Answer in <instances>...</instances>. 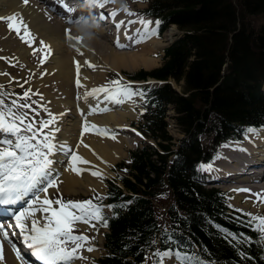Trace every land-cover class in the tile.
<instances>
[{
  "label": "trees",
  "instance_id": "trees-1",
  "mask_svg": "<svg viewBox=\"0 0 264 264\" xmlns=\"http://www.w3.org/2000/svg\"><path fill=\"white\" fill-rule=\"evenodd\" d=\"M148 12L159 16L165 26L174 24L183 34L165 49L159 68L135 75L172 79L181 85L182 94L168 84L150 92L144 115L147 128L154 138L162 140L159 146L169 153L171 137L166 131L162 102L170 104L179 130L189 134L192 142L177 153L168 168L167 153L136 150L127 169L135 182L121 177V183L127 190L142 191L150 197L163 189V175L167 173L175 204L169 209L172 239L163 247L188 253L194 258L193 264L202 259L216 264H264L260 242H233L218 229L222 225L235 234L243 233L248 238L250 234L239 224L225 220L222 199L215 190L202 189L194 181L192 170L202 157L196 135L207 124L219 140L237 136L242 125L264 124L260 92L264 85V26L254 31L249 24V17L264 15V0H150ZM226 58L230 72L217 85ZM109 189L110 202L116 207L114 216L108 218L109 233L105 234L111 256L103 264H133L132 259L147 248L154 232L152 208L137 199L131 206H123V212L121 201L126 196L115 185L110 184ZM193 245L198 253L192 250Z\"/></svg>",
  "mask_w": 264,
  "mask_h": 264
},
{
  "label": "snow or ice",
  "instance_id": "snow-or-ice-1",
  "mask_svg": "<svg viewBox=\"0 0 264 264\" xmlns=\"http://www.w3.org/2000/svg\"><path fill=\"white\" fill-rule=\"evenodd\" d=\"M116 0H89L91 7L104 10L110 3H115ZM27 4L28 0H24ZM66 11H73L67 4L61 3ZM119 11H123L127 16H136L137 14L130 11L126 4H122L121 9H112L105 15L101 11L98 19H112L115 24L117 33L124 29L126 39L132 40L135 43H141L145 39L158 34L160 21H146L144 19L128 20L127 23L121 20L116 22V16ZM7 23L10 31H13L16 36L32 48L34 37L32 36L27 25L23 22L22 17L17 15L7 18H0ZM70 23L73 21H69ZM140 24L141 27L136 29L133 36L128 35V28L132 24ZM66 38L69 41H81L80 37H73L69 30H66ZM41 49L33 48L32 54L35 56L37 51L44 53L40 64L43 65L50 54V46L40 42ZM116 47L124 48L119 42V36L116 39ZM79 52V48H77ZM0 59L11 60L6 57ZM76 66L77 79L75 81L77 88H83L79 78L80 65L74 62ZM85 64L95 70V66L90 62L85 61ZM15 66V65H12ZM0 75H10L8 73H0ZM44 74L42 73L41 76ZM15 78H12L9 83ZM28 81L25 80L24 83ZM19 83V82H17ZM21 88L24 84H19ZM143 96L144 93L134 91L130 85L124 84L121 80L109 81L103 86L85 90L80 98L87 100L93 98L100 101L111 102L112 104L121 105L126 100L132 99L133 96ZM33 96H39L43 100L42 94L32 92L26 89L23 94L9 92L4 85H0V214H11V219L14 223H9L7 228L3 222H0V259H2V249L5 242L10 244L17 259H21V253L13 242L12 237H16L20 243L30 250L32 256L35 257L39 264H75L77 260L86 259L81 255V252H88L96 249L91 246V239L88 235L80 233L77 229L78 224H84L92 229H96L97 225L101 227L108 226V217L105 216V208L109 210L115 209V205H103L104 197L96 195L95 197L85 201H64L61 197L51 199L48 197V189L57 187V177L54 165L58 163L54 157L58 153L70 156L71 170L79 173L80 169L76 164H87L88 161L80 157L66 144H58L56 142L55 133L60 129L55 127L57 116L51 113L48 108L33 100ZM37 105V107H33ZM47 113V119H37L40 116V110ZM108 108H101L99 104L90 109V113L107 112ZM47 129V131H45ZM94 132L98 135H110L108 129H99L96 125L89 124L85 119L81 136L87 132ZM245 136L248 134H257L254 128L244 130ZM115 139V136H112ZM82 143V140H81ZM229 147V145H224ZM244 151V149H239ZM217 158H220L217 156ZM211 165H201V170L210 169ZM92 175L100 177L102 174L93 172ZM239 192H250V189H239ZM256 197L254 203L264 204V194L252 193ZM16 205H21L19 208H14ZM55 205V206H54ZM126 206V205H122ZM242 212L241 209H236ZM247 220L240 221L245 226L250 227L264 241V216H256L251 213H243ZM11 232V235L9 234ZM79 233V234H78ZM226 238H230L233 242L237 240L240 243L250 242V238L245 234H232L225 230ZM171 237L165 235L162 242L168 244ZM155 244L156 241L150 242ZM245 259L247 255L242 253ZM175 260V264H193V257L188 253L180 250H174L172 247H167L164 250L156 248L150 255L145 256L144 264H165L166 261Z\"/></svg>",
  "mask_w": 264,
  "mask_h": 264
},
{
  "label": "bare ground",
  "instance_id": "bare-ground-1",
  "mask_svg": "<svg viewBox=\"0 0 264 264\" xmlns=\"http://www.w3.org/2000/svg\"><path fill=\"white\" fill-rule=\"evenodd\" d=\"M52 1V0H51ZM44 5L43 7H38L36 3ZM59 2L64 3V0H59ZM69 4V2L67 3ZM111 7L108 9V12L112 9H121L120 5L115 3H110ZM127 5V4H126ZM83 6H80L76 9L75 12H71V15H69L67 18L63 19V16L65 15L63 11L57 10V8H53L51 6V3L48 0H28V3L25 4L24 0H0V18H7L9 16L17 15L18 17H22L23 22L27 25L28 29L30 30L32 36L34 37V43L32 47L37 46L38 48H41L40 42L43 41L45 45H53L54 48H51V51L53 52V56L49 55L46 62L50 63V67H43V69L39 68H30L31 70L35 71L34 73V80L32 87L36 89L35 91L39 92L43 96V102L46 100L48 101L49 105L54 106H63V112L61 110V113H58V123L59 127L61 129V132H57V136L60 139L58 144H66L71 149L72 144L70 143V136L72 135L73 131H75V127H77L78 122H74L72 127L68 128L64 123L67 124V117L70 120L71 114L67 112V108L69 105H72L71 103L72 97L71 95L76 93V87L73 84L74 80L77 79V72H76V66L74 62H78L80 65V73L79 78L81 83L84 85L82 88V92L85 90L91 89L88 84L91 85L90 80L91 78L87 75V73L84 71L86 67H88L85 63L80 62L79 60L75 59L74 50H77L79 48L80 54H83V57H85V61L90 62L92 65L95 66V70L92 68V76L95 75V79H101V77L104 76L105 71L107 69H118L120 67H137V66H143L145 68L150 67L155 64L154 59L150 56V54L157 49L162 48L165 44H163L160 40L157 39H145L141 43H135L132 40H128L125 37L124 29L121 28L119 31V42L122 44V41L124 42L122 45H126L124 48H118L116 47V41H109L108 43H103L102 39H106V37H103L105 35H108L111 33V27L107 30V25L105 24L102 28L105 30V35L102 34V29L100 31H94L95 35L94 38L91 41H85L82 40L77 43L76 40L69 41L66 38V31L65 29L70 31L71 36L73 37H80V34L76 31L75 27H69V25H66L68 27H65L62 25L64 24H77V25H86L88 28L87 21H84V18H89L88 15H82L80 21L77 19V13L83 12L84 10L81 9ZM45 9V10H43ZM107 10V8H106ZM132 10V9H131ZM52 12L51 15L56 14V17H58L61 21H57L53 16H50L49 14ZM135 12V11H134ZM124 12H119V14L116 16V21H121V14L123 15ZM87 20V19H86ZM127 23L128 20H133V18H126L122 19ZM73 21V22H69ZM136 27L131 25V28H128V35L133 36L136 33V29L141 27L140 24L136 23ZM63 27H65L63 29ZM80 29V31L87 36L89 32L93 31H86L80 26H76ZM92 28V27H89ZM88 28V29H89ZM116 29V28H115ZM62 30V32H60ZM57 34V35H56ZM117 35V36H118ZM101 38V39H99ZM102 41H99V40ZM59 41H62L63 43H66L67 45H61ZM148 41V42H147ZM147 42V43H144ZM113 44V45H110ZM25 43L21 42V40L16 36V34L13 31H10L7 27V23L3 20H0V57H11L13 61L19 62H28L29 60V50L25 47ZM114 46L113 49L112 47ZM90 49V52L96 55V61H92L90 59V55L88 53ZM122 49V50H119ZM51 52V53H52ZM76 52V51H75ZM78 53V52H77ZM44 54V53H43ZM40 56V55H39ZM5 59H0V61H4ZM84 61V60H83ZM45 62V63H46ZM21 64V67L23 66ZM19 66V65H18ZM25 67V65H24ZM30 67V66H29ZM45 71L43 76H41L42 72ZM26 75H21L24 78L29 76V70H26L24 72ZM150 79V78H149ZM152 79V78H151ZM45 99V100H44ZM59 100V101H56ZM68 103V104H67ZM99 104L101 108H111L115 104H112L111 102L103 101L101 98L100 101H97L94 99V101H86L84 103H81L83 106H86L89 108L88 113L90 114V105L91 104ZM59 107L56 108L58 111ZM124 109V108H123ZM69 114V115H68ZM130 114V113H129ZM66 115V116H65ZM131 115V114H130ZM132 116V115H131ZM129 116V117H131ZM127 117V114L125 113H109L103 116H100L98 118V115L92 119H89V121H93L94 124L101 125L103 123H109L113 122L116 127H121V129H124L127 127L126 125L121 124L122 121L125 120ZM72 119V118H71ZM121 124V125H120ZM70 125V124H69ZM104 128L107 129L106 124H103ZM102 125V127H103ZM106 125V127H105ZM63 126V128L61 127ZM94 135V134H92ZM98 135V134H97ZM89 136L87 139H85V142L83 140V144L86 146V148H83L84 151L88 150V152L91 150V154L93 153V156L91 154L88 155V157H94L97 159V163L100 161H103V168L97 170L96 172L103 173L106 171V164L111 163L114 161V159L119 158L122 154L121 147L123 146L124 140L121 138H118L117 135H107L103 136L102 138H99V135ZM249 135L250 138H249ZM112 136H115V139L112 138ZM264 129L260 128L257 129V134H248L245 139L244 143H242L239 146L241 149H244V151H241L239 149H233V148H221L219 151V157L218 162L216 166L212 169L214 173V180H212L214 183H218L222 186H224V189L228 191H232L234 193V201L236 203L240 202H247L250 201L249 204L253 210H256L259 215L264 213V204H257L254 203L256 200V197L252 195V193H261L264 194V170L261 174H253L252 172H249L245 174L246 177H239L236 175L238 172L234 169H230V167L234 168L236 165H240L244 162V160L251 159V164L254 167L262 166L264 167ZM73 143V142H72ZM120 145V146H119ZM78 147V145H77ZM115 148H118L117 150ZM83 149L82 154L81 151L79 152L80 155H83ZM78 151V150H76ZM116 151V152H115ZM77 153V152H76ZM77 153V154H79ZM85 153V152H84ZM86 155V153L84 154ZM245 155H247L250 158H244ZM62 157V156H61ZM56 157L58 160H62L63 157ZM82 157V156H81ZM86 157V156H85ZM90 157V159H91ZM55 158V157H54ZM86 160V159H85ZM87 161V160H86ZM81 164H76V167L80 169V172H74L71 170V163L69 162L67 165V168L64 169V173L62 174L63 177L61 180L57 179V187L56 189L49 188L48 192H51L52 190L60 192V190L63 193H73V192H84L85 190L93 189L97 187L96 184H89L94 181V178L96 176L92 174H84L83 169H81ZM59 167V166H58ZM57 167V171H58ZM61 167V166H60ZM213 167V166H212ZM56 171V172H57ZM263 177V178H262ZM244 178V179H242ZM255 179V180H261L259 184L255 185H249V186H242L240 189H250V192H239L235 187L232 186V183L237 180H245L244 182H247L249 179ZM96 181H94L95 183ZM243 182V181H241ZM240 183V182H236ZM261 185V186H260ZM260 186V187H257ZM11 221V222H10ZM12 219H9V223H13ZM5 227L8 226V224L4 223ZM5 244V243H4ZM18 249V248H17ZM95 252L92 253L94 255ZM85 255V254H84ZM2 259H0V264H25L24 259H17L13 248L7 247V245H3L2 249ZM84 260V259H82ZM83 261H81L79 264H82ZM32 263V262H30ZM28 263V264H30ZM34 263H36V260H34Z\"/></svg>",
  "mask_w": 264,
  "mask_h": 264
},
{
  "label": "rangeland",
  "instance_id": "rangeland-1",
  "mask_svg": "<svg viewBox=\"0 0 264 264\" xmlns=\"http://www.w3.org/2000/svg\"><path fill=\"white\" fill-rule=\"evenodd\" d=\"M34 1H36V0H34ZM118 4L120 5V8H121L122 4H127L128 9L130 11H132V12L135 11L134 13L138 12V9L137 8L143 9L144 6H146V3H142L141 0H131V4L134 7H136V8H134L131 5H129L126 0H123V3L122 4L121 3H118ZM36 5L38 7H43L44 6V5L38 4V2L36 3ZM110 7H111V4H108L106 6L107 10ZM43 10H45V9H43ZM119 12H123V11H119ZM51 14H52V12L49 15L50 16H53V18H55L57 21H59V22L61 21L58 17H56V14H55V16H54V14L53 15H51ZM126 18H133L135 20L134 16H127L125 13H123V15L121 14V19L120 20L126 19ZM149 21H152L153 22V26H154V22L157 21V20L152 19V18H149ZM249 22H250L249 23L250 26H252V29L254 31H256V30H258V29H260V28H262L264 26V17H261V16L249 17ZM62 25H64L65 27H68L66 25H69V27H72L73 25H76V26H80V28H82V29H84L86 31H91V29H93V27L92 28H89L88 27L89 28L88 29L86 27V25L82 26V25H77V24H64V23H62ZM65 27H63V29ZM129 28H131V26ZM66 30H67V28L65 29V31ZM60 32H62V30ZM178 32H179V30H177L176 27L170 26V27H168L166 29V31H165L166 34L165 33L159 34V31H158V34L155 35V36L157 38H159L160 41L163 44L164 43L166 44V43H168L167 42V39L169 37H172L173 38L174 36H177L178 35L177 34ZM99 39H101V38H99ZM106 39L105 40L102 39L103 41L102 40H99V41H102L103 43H105V42L108 43V40L111 39V36H108V38H106ZM59 42H61L60 44L63 45V46L64 45H67L66 43H63L62 41H59ZM123 43L124 42L122 41V44ZM110 45H113V44H110ZM48 46H51V48H54L52 44L51 45H48ZM25 47L28 48V50H29V59H28L29 61L28 62H24V64H23V62H19V60L18 61H13L11 59V57H6V58H9V60H11V64L8 62V60L0 61V73H8V74H10V75H0V85H4L5 88H6V90L9 91V92H15V93L21 94V95L23 94V92L26 89H29V88L32 90V92H37V91H35L36 89H34V87H32L33 80H34V73H36V72L33 71V70H31L30 68H36V69L39 68V69L42 70L43 67H45V66L46 67H50L51 66L50 63H48V62L44 63L43 65L40 64V60L43 59V56H44L43 52L37 51V53H36L35 56L32 54L33 48H36V49H41V48H38L37 46L30 48L27 45H25ZM112 48L113 49H116V48H114V46ZM71 50L72 51L74 50V53H76L75 54V58L76 59H78L81 62L84 60V58L82 56H79L78 57V55H81L80 54V51L78 52L77 50H75L73 48ZM119 50H122V49H119ZM160 50L159 49L154 50L150 54V56L155 61V64L152 65V66H150V67L145 68V67H143V66L140 65V66L133 67V68H130V67H120L118 69L111 68V69H107L105 71V74H104L103 77H101V79H95L96 76L95 75L92 76V74H91L92 73V70L89 67H86L84 71L91 78V80H90L91 85L88 84L89 86H86V87L87 88L90 87L91 89H93V88H96V87H99V86H103V85L107 84L109 81H112L113 77H112L111 70L112 71L119 72V73H122L123 72V73H126L129 76L134 75L135 72H137L138 70H141V69H144L146 71L153 70L154 68L158 67L160 65V63H161V60L159 59V57H160L159 54L161 53ZM51 52H50V54H48V57H49V55L50 56L51 55L53 56V52L52 53ZM88 53L90 55V59H92L93 62L96 61V55L93 54V53H91L90 52V49H89ZM155 56H157L158 58H156ZM21 64H23L22 67H21ZM12 65H15V66H12ZM24 65H25V67H24ZM26 70H29V76L24 78L23 76L26 75L24 73V72H26ZM44 72L45 71H43L42 73H44ZM21 75H23V76H21ZM12 78H15V79L12 81V83H9V81ZM25 80H27L28 82L27 83H24ZM75 81L76 80H74L73 84L76 87ZM17 82H19V83H17ZM136 82H137V85H131V86H133V90L134 91H141L139 87H142V86H144V84H147L145 81H136ZM21 83L24 84V87L23 88H21L19 86V84H21ZM127 83L128 82L125 81L124 84H127ZM174 86L178 90H179V87H181V86H176L175 84H174ZM91 89H89V90H91ZM75 92L76 93H74V95L73 94L71 95V97L73 96L72 97V100H71V103H73V104L72 105H69L68 108H67V112L71 114V118L72 119L70 118V120H69L68 119L69 117H67L66 118L68 120L67 121V124H66V122L64 123L68 128H70V127H72V125H73V123L75 121L78 122L77 127H75V129H74L75 131H73L72 135L70 136V140H71L70 143L72 144V147H73L72 150L74 152H77V153H79L81 151V154H82V149L83 148H86V146L83 144V140L85 142V139H87V137L97 135L96 133L90 131V132L84 133L83 136H81V133L83 131V125L82 124H84L83 121H85V117H84V115H85L86 118H87L86 120L88 121V123L89 124H92V125H96L99 129H105L103 124H106L108 127H112L113 126L112 128H110V129L107 128V129L110 131V134L117 135L118 138H121V139L124 140L123 146L121 147L122 154H121V156L119 158L114 159L113 162L106 164L105 167H107V168H106V171H104L102 173V177H103L102 179L100 177H97L96 176L94 178V181H96V182L94 183V181H92V183H89L90 185L91 184H96L97 187H95L93 189H89L88 188L84 192L82 191V192H77V193L76 192H73V193L72 192L71 193L70 192L69 193H63L61 190H60V192H58V191L57 192L56 191H52L49 194V198H51V199H55L56 197L59 196L63 200H64V197H68V200H72V201H82L81 199H84L87 196V194L89 195L91 193H94V191H92L94 189H99L102 192L103 190H105L104 181L105 180H113V179L116 178L115 171H114V168H115L116 164L117 163H120L121 161L127 160L128 159V153L130 151L134 150L137 146L141 145L142 142H143V141H141L142 139L140 138L139 134L137 133V131H136V129L134 127H132L130 130H128L127 133H124V132H122L120 130L121 127H119V126L116 127L113 122H110V124L109 123H103L101 125H97V124H94L93 121H89V119H92L93 120V118H95L97 115H98V118H99L100 116L109 114L110 112L113 113V114H117V113H121L122 112V113L127 114V117L125 118L124 121L121 122V124L127 126V123L126 122L129 123L131 120H132V122L138 123V121L140 119L139 112L138 111H141L142 108H141L140 105H138L139 97L137 95L133 96L132 99H130V100H126V102L123 103V104H121V105H114L113 107L108 108L109 111H107V112H98V113H94V114L93 113H90L89 114L88 113L89 108H87L86 106H83L81 103H84L86 101H94V99L93 98H88L87 100H84L83 98H80L82 96V93H83L82 92V88H77ZM32 99L38 101L40 104L45 105L48 108V110L51 113H53L54 115H56V116H57L58 113H61V111L63 112V109H62L63 106H61V107L60 106H56L54 108V106L48 104V101H50V100L46 101L44 99L45 101L43 102V100H40V97L39 96H33ZM56 101H59V100H56ZM96 106H97L96 103L90 105L91 108L96 107ZM33 107L35 108V107H37V105H33ZM57 107H59L58 111L56 110ZM169 109H170V107H169ZM59 110H61V111H59ZM167 114H168V116H171L172 115V111L169 110L167 112ZM89 116L91 118H89ZM129 116H131V117H129ZM41 118H43V119H47L48 118L47 113H45L42 109L40 110V116L37 117V119H41ZM57 118H58V116H57ZM167 121H168V131H169V133L174 138L180 136L181 134H180L179 131H176V129H175L173 123H172L171 117H169L167 119ZM102 125H103V127H102ZM106 125H105V127H106ZM55 127H58L60 129L58 121H57ZM61 127L63 128V126H61ZM118 128H120V129H118ZM127 128L128 127H125L124 129H127ZM45 131H47V129H45ZM59 132H61V129H60ZM92 134H94V135H92ZM125 134H127L128 139H127V137H123V136H125ZM250 136L251 135H249V138H250ZM55 137H56V142L58 143L60 141V139L58 138V136H57L56 133H55ZM83 137L85 139H83ZM102 137H103V135H99V138H102ZM81 140H82V143H81ZM202 141H203V144L206 145V146H210L212 144V141L210 140V138H207V137H204V136H202ZM77 145H78V147H77ZM115 149L117 150L118 148H115ZM76 150H78V151H76ZM84 152L86 153V155H84L85 154ZM91 152H92L91 150L88 152V150H85L84 151V149H83V155H80V153L78 154L80 157L82 156V158L84 160L86 159L89 162L87 164L80 163L81 164V167L79 166L81 169H83L84 166H85V168L83 169V172H84L85 175H86V173L87 174H92L93 172H96L97 170H99V172H100V169L103 168L102 167L103 164H104L103 161H100V164H99V162L97 163V159L94 158V157L93 158L91 157V156H93V153L91 154ZM126 152H127V154H126ZM89 154H91V156H90L91 159H90V157H88ZM61 156L63 157L62 160L56 159V157H61ZM54 159H56L57 161H59L58 163H56L54 165V168L57 169V167L59 166L58 167V171L56 170L57 173H59L57 179L61 180L62 177H63L62 174L64 173V169L67 168V165L70 162V156L64 155L63 153H58L55 156ZM216 161L218 162V158H216ZM217 162H215V164L213 165L212 169L214 168V166H216ZM209 172H210V170L202 171V175L205 177V176H207V174ZM206 180H208V179H206ZM211 186H215V187H218L219 189H221L220 185H218V184H214V185L212 184ZM222 189H224V186H222ZM222 189H221V191H223ZM224 190H226V189H224ZM89 191H92V192L89 193ZM232 194H234V193H232ZM169 203H170V199H165V200L162 201L161 204L163 206H167ZM236 209H238V208L235 207L234 212L240 213V212L236 211ZM260 215H264V213H262ZM162 219H164V218H162ZM85 227L88 228L89 226L85 225ZM89 230L90 231L92 230V232L96 233V230L95 229H92V228L89 227ZM92 236H94V235L92 234ZM95 243H96V241H95ZM98 251H99V254H98V252H95L94 253V256H96V258L99 259L104 254V251H103V249H102V251L101 250H98ZM85 252H86V250H85ZM96 258L91 257V259H87L84 262V264H96ZM75 264H77V262H75Z\"/></svg>",
  "mask_w": 264,
  "mask_h": 264
},
{
  "label": "clouds",
  "instance_id": "clouds-1",
  "mask_svg": "<svg viewBox=\"0 0 264 264\" xmlns=\"http://www.w3.org/2000/svg\"><path fill=\"white\" fill-rule=\"evenodd\" d=\"M116 2L122 4V3H123V0H116ZM85 5L90 7L89 0H85ZM74 27H75L76 31L80 34V38H81L82 40H85V41H91V40L94 38V35H95L94 32H89V34H88L87 36H85V35L80 31L79 28H77L76 26H74ZM92 27H93V29H96V28L99 27L98 23H97L95 20H93Z\"/></svg>",
  "mask_w": 264,
  "mask_h": 264
}]
</instances>
